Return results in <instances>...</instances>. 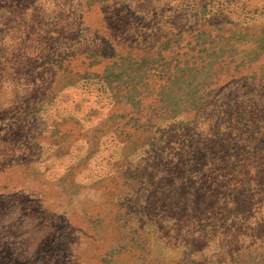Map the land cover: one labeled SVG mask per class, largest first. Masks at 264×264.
<instances>
[{
	"label": "rangeland",
	"instance_id": "rangeland-1",
	"mask_svg": "<svg viewBox=\"0 0 264 264\" xmlns=\"http://www.w3.org/2000/svg\"><path fill=\"white\" fill-rule=\"evenodd\" d=\"M172 26L190 29L186 72L147 108L151 52L127 48ZM173 109L255 154L237 177L244 211L208 215L201 234H179L163 206L187 158ZM155 155L166 188L151 204L145 177L116 190L115 162ZM0 264H264V0H0Z\"/></svg>",
	"mask_w": 264,
	"mask_h": 264
},
{
	"label": "trees",
	"instance_id": "trees-1",
	"mask_svg": "<svg viewBox=\"0 0 264 264\" xmlns=\"http://www.w3.org/2000/svg\"><path fill=\"white\" fill-rule=\"evenodd\" d=\"M167 30L171 32L165 33L162 38L157 37L158 35L156 33L149 37L148 40L150 39L151 44L147 42L146 38V41L144 40L142 44L133 43L132 45L134 46L127 48L129 51L136 52L133 50H140L142 47L141 52H147L148 54L151 52L146 56L148 61H146L145 58L141 61L143 64H148V67H146L145 70H140V74L138 75L144 79L143 87L146 88V92L149 95V99L145 101L147 102V105L145 103V107L147 108L151 106L152 98L157 95L159 90H164L165 88H170L172 90L173 83L175 84L177 79H183L186 72L187 60H183V64L181 63V65L180 58H185L187 55L185 47L188 42L184 41L181 33L184 35L190 32V29L186 26L174 29V26H172L171 28H167ZM156 31L160 33V29ZM148 44L149 46H147ZM165 53H168V55L164 56ZM158 59L163 61L162 64H158L164 68L162 72L157 71ZM132 77H134V75L131 76V78ZM159 78H165V82L163 84H158L157 81ZM217 90H219V87L214 90L211 89L209 92L212 93ZM144 98L146 99V97ZM136 103L139 104V107L140 105L141 107L144 106L140 99H138ZM114 104L117 108H122L128 104V101L125 99ZM176 111L177 110L173 109L168 119L171 121V124L185 126L183 132H185L184 137L186 139L181 143V152H186L187 158L186 164L183 166L185 169H180L179 177L170 185L168 198L164 199L163 206L168 212V216L166 217L170 226L179 234L182 233V230H188L191 226H193L194 229L198 228V233L201 234L202 225L208 215L211 214L212 217H215L216 214L220 213L223 216L224 222H227L229 221L228 219L232 217V213L238 214L241 210L242 212L244 211L243 204L246 202L245 196L243 194V189L236 187V183L240 182L237 177L240 174L246 176L250 173L249 169L252 166L249 161L255 154L247 145L239 150H236L234 148L235 146L231 148L223 147L217 136L215 138H206L197 128L191 126L192 123H190V121H185L183 123L176 122V120H174L176 119V114L178 115ZM181 112L185 115L188 113L185 109ZM110 116L113 118L120 117L122 119V114H110ZM146 117H144V119ZM127 121H123L122 123L126 124ZM168 124H170V122ZM141 126L147 127L148 120L133 126L131 124V129L134 131ZM111 127L114 132L116 129L120 128L115 125ZM131 141L132 140L128 142V145H131ZM171 141L172 140H167L163 142V140H160L159 144H169ZM160 160V156L155 155L153 162L147 169L141 168L138 163L133 165V170L132 167L130 170L128 166L126 168L122 160L120 162L121 164L115 162L117 168L114 177L118 176L122 179V182L116 190H118V192L133 190L132 179L135 177H145V181L142 184V192L147 194L145 195L146 198L144 202L145 204H151V201L154 200L160 192L163 193L164 188H166V183L162 184L163 179L157 178L158 175L156 173L159 172L152 174L153 166L158 165V161ZM205 172H207L208 177H210L209 182L211 186H204L198 182V178L206 174ZM154 177L158 179L157 183ZM214 217L212 219L215 221L216 218ZM191 243H193V238Z\"/></svg>",
	"mask_w": 264,
	"mask_h": 264
}]
</instances>
